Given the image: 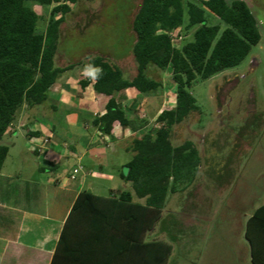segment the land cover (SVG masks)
Masks as SVG:
<instances>
[{"label": "trees", "instance_id": "trees-1", "mask_svg": "<svg viewBox=\"0 0 264 264\" xmlns=\"http://www.w3.org/2000/svg\"><path fill=\"white\" fill-rule=\"evenodd\" d=\"M78 2L0 0V138L24 105L34 108L46 103L51 87L73 68L56 67L55 56L60 27L72 5ZM33 5H54L44 32H38L40 16ZM206 12L225 27L210 22ZM181 30H193L192 39L176 47L171 34ZM132 31L135 42L131 51L137 64V74L132 79L105 57H88L89 68L102 70L98 78L93 77L95 92L109 97L104 114L95 118L93 125L105 136H113L116 124L133 131L141 128L127 116L116 95L124 90H135L141 96L157 93L162 84L147 76L151 66L171 72L175 103L157 116L159 128L132 141L133 157L124 166L126 172L121 173V179L131 184L133 192H122L118 197L81 192L60 240L119 238L128 247L142 244L148 250L141 264H149L148 256L151 264H164L172 253V245L163 241L145 244V234L160 220L168 195L189 187L201 164L200 153L192 141L180 146L172 144L173 127L198 110L191 92L194 85L239 66L259 44L262 34L257 18L243 0H142L132 21ZM88 84L81 81L83 89ZM8 152L7 146L0 145V171ZM134 197L145 199V203L134 202ZM263 212L264 206L254 216ZM130 262L127 258V264Z\"/></svg>", "mask_w": 264, "mask_h": 264}, {"label": "rangeland", "instance_id": "rangeland-1", "mask_svg": "<svg viewBox=\"0 0 264 264\" xmlns=\"http://www.w3.org/2000/svg\"><path fill=\"white\" fill-rule=\"evenodd\" d=\"M243 1L259 22L261 41L239 66L198 81L191 90L198 110L172 130V144L180 146L192 141L201 164L189 187L168 195L160 220L144 237L149 241H175L171 264H239L229 243L249 240L244 233L246 214L264 206V0ZM141 2L79 0L72 5L60 27L55 65L78 66L87 74L88 57L103 56L120 67L126 78L135 77L132 21ZM33 8L40 16L38 32H44L53 7ZM206 15L210 22L225 27L213 14ZM192 33L193 30L174 32V45L180 47L190 41ZM147 76L162 84L157 93L140 100V109L148 114L142 117L138 107L130 106L133 102L125 105L127 115L140 124L142 134L160 127L155 116L174 105L176 94L169 70L151 66ZM15 142L17 147L10 150L5 172L22 158L28 161L25 169H37L38 160L29 151L27 141L19 136ZM113 145L118 149L121 146L119 142ZM93 155L81 161L84 167L88 164L87 172L92 171L85 179V189L92 188L101 197L115 194L123 183L120 174L126 172L122 164L129 162L133 154L121 150L118 155L106 149L99 158ZM74 173L77 179L71 182L80 184L82 176L76 169Z\"/></svg>", "mask_w": 264, "mask_h": 264}, {"label": "crops", "instance_id": "crops-1", "mask_svg": "<svg viewBox=\"0 0 264 264\" xmlns=\"http://www.w3.org/2000/svg\"><path fill=\"white\" fill-rule=\"evenodd\" d=\"M72 67L51 87L46 103L34 108L24 105L0 138V145L9 148L0 171V264H127V258L132 264H141L147 258L148 250L142 244L128 247L119 238L60 240L75 201L86 190L85 179L92 174L91 170L85 169L88 164L83 166L84 173H80L83 181L74 184L71 175L75 168L82 165L84 157L90 158L89 155L94 153L98 155L93 156L99 158L106 149L118 155L121 150L132 153L133 139L142 134L141 128L133 131L116 124L113 136L103 135L93 121L104 114L109 97L95 92L94 78L90 75L92 68L86 74L78 66ZM83 80L89 82L84 89L81 87ZM142 97L135 90H124L116 95L124 111L126 103L133 102L130 106L138 107L139 114L145 117L148 113L140 109ZM19 136L27 141L29 151L38 160V167L29 172L25 169L28 161L22 158L13 164L12 170L5 172L10 150L17 147L15 139ZM113 142L120 143L119 149ZM20 154L23 155V151ZM100 169L103 170L101 164ZM122 182L121 188L108 197L133 192L129 182ZM89 191L95 194L92 188ZM133 201L145 203V199L136 197ZM257 210L246 214L244 233L249 240L229 243L239 264H264V212L255 217ZM156 241L144 240V243ZM174 242L170 240L169 244L174 247ZM127 248L132 250L127 251ZM172 255L173 250L164 264H171ZM148 262L152 263L150 256Z\"/></svg>", "mask_w": 264, "mask_h": 264}, {"label": "clouds", "instance_id": "clouds-1", "mask_svg": "<svg viewBox=\"0 0 264 264\" xmlns=\"http://www.w3.org/2000/svg\"><path fill=\"white\" fill-rule=\"evenodd\" d=\"M101 69L99 68H93L90 72V75L94 78H98L99 74L101 73Z\"/></svg>", "mask_w": 264, "mask_h": 264}, {"label": "built area", "instance_id": "built-area-1", "mask_svg": "<svg viewBox=\"0 0 264 264\" xmlns=\"http://www.w3.org/2000/svg\"><path fill=\"white\" fill-rule=\"evenodd\" d=\"M75 169L79 173H81V172L84 173V167L82 165H78ZM71 178L76 179L77 178L76 174L74 173L73 175H71Z\"/></svg>", "mask_w": 264, "mask_h": 264}, {"label": "water", "instance_id": "water-1", "mask_svg": "<svg viewBox=\"0 0 264 264\" xmlns=\"http://www.w3.org/2000/svg\"><path fill=\"white\" fill-rule=\"evenodd\" d=\"M90 192V191H89Z\"/></svg>", "mask_w": 264, "mask_h": 264}]
</instances>
